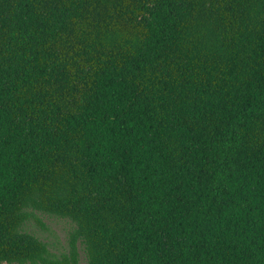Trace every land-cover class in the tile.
<instances>
[{
    "label": "trees",
    "instance_id": "trees-1",
    "mask_svg": "<svg viewBox=\"0 0 264 264\" xmlns=\"http://www.w3.org/2000/svg\"><path fill=\"white\" fill-rule=\"evenodd\" d=\"M80 246L264 264V0H0V264Z\"/></svg>",
    "mask_w": 264,
    "mask_h": 264
},
{
    "label": "rangeland",
    "instance_id": "rangeland-1",
    "mask_svg": "<svg viewBox=\"0 0 264 264\" xmlns=\"http://www.w3.org/2000/svg\"><path fill=\"white\" fill-rule=\"evenodd\" d=\"M36 216L38 219L32 218L28 224V229L47 241L52 251L56 253L67 252L75 224L67 218L48 215L46 213L37 212ZM79 250L81 262L86 264L82 246L79 247Z\"/></svg>",
    "mask_w": 264,
    "mask_h": 264
}]
</instances>
